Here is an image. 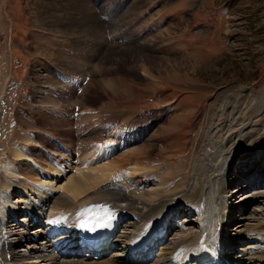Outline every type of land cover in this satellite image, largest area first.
I'll return each instance as SVG.
<instances>
[{
	"label": "rangeland",
	"instance_id": "rangeland-1",
	"mask_svg": "<svg viewBox=\"0 0 264 264\" xmlns=\"http://www.w3.org/2000/svg\"><path fill=\"white\" fill-rule=\"evenodd\" d=\"M239 85L264 88V0H0L1 160L14 159L21 130L9 123L27 111L55 135L38 140L48 154L34 145L41 168L67 155L102 167L94 152L109 142V164L134 163L148 146L140 156L160 158L176 177L216 93ZM138 112L155 129L135 143Z\"/></svg>",
	"mask_w": 264,
	"mask_h": 264
},
{
	"label": "bare ground",
	"instance_id": "bare-ground-1",
	"mask_svg": "<svg viewBox=\"0 0 264 264\" xmlns=\"http://www.w3.org/2000/svg\"><path fill=\"white\" fill-rule=\"evenodd\" d=\"M239 88L216 93L176 177L160 158L140 156L148 146L133 152L134 163L109 164V142L94 152L102 167L85 168L90 156L73 164L67 155L41 168L34 145L45 147L39 138L55 135L40 133L27 111L24 120H11L21 138L8 156L13 162L0 158V264H264V88L260 95ZM135 115L136 143L155 126ZM24 166L33 179L23 174ZM250 203L256 209H247ZM86 225L100 230L105 249L81 245ZM167 232L177 234L169 239Z\"/></svg>",
	"mask_w": 264,
	"mask_h": 264
}]
</instances>
